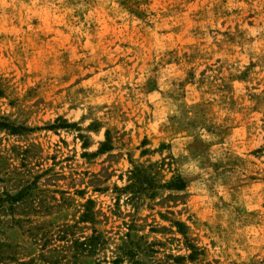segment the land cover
I'll list each match as a JSON object with an SVG mask.
<instances>
[{
  "label": "rangeland",
  "instance_id": "rangeland-1",
  "mask_svg": "<svg viewBox=\"0 0 264 264\" xmlns=\"http://www.w3.org/2000/svg\"><path fill=\"white\" fill-rule=\"evenodd\" d=\"M0 264H264V0H0Z\"/></svg>",
  "mask_w": 264,
  "mask_h": 264
}]
</instances>
